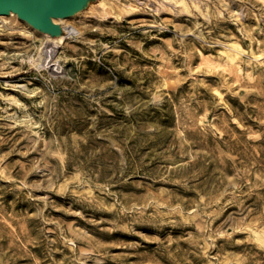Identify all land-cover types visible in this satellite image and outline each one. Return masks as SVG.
<instances>
[{"label": "rangeland", "instance_id": "obj_1", "mask_svg": "<svg viewBox=\"0 0 264 264\" xmlns=\"http://www.w3.org/2000/svg\"><path fill=\"white\" fill-rule=\"evenodd\" d=\"M18 22L0 264H264V0H90L45 60Z\"/></svg>", "mask_w": 264, "mask_h": 264}, {"label": "water", "instance_id": "obj_2", "mask_svg": "<svg viewBox=\"0 0 264 264\" xmlns=\"http://www.w3.org/2000/svg\"><path fill=\"white\" fill-rule=\"evenodd\" d=\"M90 0H0V15L16 13L33 27L56 35L62 32L52 18H67L80 11Z\"/></svg>", "mask_w": 264, "mask_h": 264}, {"label": "bare ground", "instance_id": "obj_3", "mask_svg": "<svg viewBox=\"0 0 264 264\" xmlns=\"http://www.w3.org/2000/svg\"><path fill=\"white\" fill-rule=\"evenodd\" d=\"M101 6V5H100ZM103 6V5H102ZM126 6V5H125ZM107 8V7H106ZM129 8V7H128ZM105 9V8H104ZM119 11V10H118ZM79 11H76L75 13H77ZM74 13V14H75ZM112 13V12H111ZM73 14V15H74ZM114 15V14H113ZM120 15V14H119ZM9 18V21L6 22L5 25L3 26H0V28H17V25H14V21L17 20L20 22H18L19 24L24 23L26 25H31L30 23H28L26 20L24 19H21L16 13L14 12H10L9 14L7 15H0V22H4L5 20H7ZM63 20V18H52V21L55 23V24H58L60 23V21ZM16 24V23H15ZM19 26V25H18ZM32 26V25H31ZM32 28L34 29H37L35 27L32 26ZM39 30V29H37ZM41 30H39L40 32ZM40 33H42L45 37V41H44V44H43V47H41V52L43 53L44 57L40 56V58H43L44 60L45 59H50L51 57H53L55 51L57 50L58 46L61 44V42L63 41L64 37L61 33L59 34H56V35H50L49 33L47 32H43L41 31ZM234 49V47H233ZM235 51V50H234ZM238 56V55H237ZM236 59V58H235ZM234 63V62H233Z\"/></svg>", "mask_w": 264, "mask_h": 264}]
</instances>
